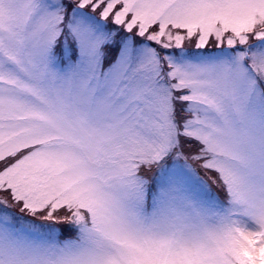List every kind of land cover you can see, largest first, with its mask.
<instances>
[{
  "label": "snow or ice",
  "instance_id": "6c2138e0",
  "mask_svg": "<svg viewBox=\"0 0 264 264\" xmlns=\"http://www.w3.org/2000/svg\"><path fill=\"white\" fill-rule=\"evenodd\" d=\"M0 264H264V0H0Z\"/></svg>",
  "mask_w": 264,
  "mask_h": 264
}]
</instances>
